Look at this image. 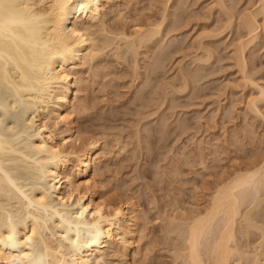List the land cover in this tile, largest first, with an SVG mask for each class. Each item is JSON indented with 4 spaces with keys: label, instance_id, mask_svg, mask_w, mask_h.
<instances>
[{
    "label": "bare ground",
    "instance_id": "6f19581e",
    "mask_svg": "<svg viewBox=\"0 0 264 264\" xmlns=\"http://www.w3.org/2000/svg\"><path fill=\"white\" fill-rule=\"evenodd\" d=\"M235 1L217 2L221 8L224 7L222 9L227 12L226 16L229 15L228 22L225 21L227 25L225 23L223 27L219 24V29L217 26V34L236 25L234 14L238 7ZM253 1V10L246 14V8L242 22L235 26L245 37L243 40L240 38L241 42L238 38V47L234 45L237 47V51L234 50L236 65L243 77L244 87L247 84L257 85L253 72L249 73L254 67V58L247 53V47L264 30V0ZM119 2L120 0H0V264H102L99 260L107 255L110 246H118L111 247L113 257L118 256L120 249L125 251L132 245L135 230L130 227L127 230L125 226L132 223L131 227L136 228L138 215L129 214L130 202L122 200L127 203L126 206L122 201L117 203L119 199L113 204L111 200L98 195L96 182L90 177L96 170V149L100 140L99 137L92 136L81 143L83 136L78 132L83 129L79 131L77 124L80 122L76 123V116H82V113L94 108L88 99L84 100L80 96L83 85H89L88 82L92 86L97 84L86 80L81 68L86 67L91 72L93 76L90 80L99 77L97 81L101 79L98 84L101 88L119 87L122 75L128 74L131 87L134 88L132 99L136 100L137 108L140 109L141 105L149 109L148 113L146 109H143L144 112L142 110L147 117L158 113V118L163 119L168 116H164V110L174 105L169 101H175V97H179L173 95V92L176 90L178 94H182L186 91L187 94L188 90H195L196 85L204 86L197 84L204 75L201 76L197 73L199 71L194 70L192 73L190 68L187 71L184 67L186 71L182 68L183 81L181 86L179 84L181 88L176 86L177 89L169 91L172 87L169 89V84L164 81L168 87L164 84L161 86L160 82L161 87L157 88L159 84L154 85V81L157 83L159 80L162 69H167L163 67H166L169 55L180 49L178 45L183 42L180 38L176 41L175 36L166 37L185 23L184 20L182 22L185 14L181 16V8L182 4L188 6L187 1L172 0L170 5L167 1L160 16L145 14L147 18L141 20L139 18L142 15L135 18L136 14L128 12L127 18H132L129 23L132 28L130 31L126 29L127 22L121 24L114 21L126 14ZM233 8L235 12L232 11ZM135 9L139 11V8ZM142 9L144 8L140 10ZM259 27L262 31H258ZM211 33L212 31L206 33V36H213ZM175 43L177 45L174 47ZM199 44L206 57L203 59L204 55L202 57L200 53L195 62L201 64L198 60L211 61L212 55L215 57L217 54H214V48H208L212 44L209 43L208 47L203 46L205 43ZM104 55L115 57L127 68L124 66L125 70L120 68L115 71L118 64L113 67L112 60L107 59V56L104 64ZM202 66L195 67L200 70L205 65ZM106 69L108 71L103 73ZM164 73L166 72L161 75ZM107 75L112 77L103 81ZM118 76L121 77L116 81ZM154 87L159 90L156 92ZM201 87L196 88L199 90L197 93L202 90ZM169 92L173 93L172 96ZM154 94L156 98L151 97ZM50 95L55 99L51 107L47 99ZM173 96L175 97L172 98ZM262 96L264 98L261 87L260 95L249 98L246 107L254 113H262L258 105ZM109 111L106 116L112 118L113 115H108L113 110ZM142 116L140 120L137 118L136 123L133 121L138 128L137 131L134 130L138 140L143 136L146 140H142L150 144L154 141L150 142L149 139L153 140L157 135L163 140L168 117L163 123H160L163 119L158 121V126L152 124L151 127L149 125L148 128H142L147 131L143 135L140 127ZM145 116L144 114L143 117ZM100 117L101 114L97 116L98 119ZM60 122L64 125L62 129H58ZM183 123L181 127L177 123L183 130H180L182 134L188 130V126L195 125H190L189 122L182 125ZM143 124L141 125L144 126L147 122ZM170 124L165 129L166 133L169 128L175 127ZM167 134L164 143L169 139ZM103 137L106 136L103 134ZM144 144L143 149L148 146ZM199 149L198 161L207 167L208 153H205L204 146ZM150 150V146L149 152L147 148L145 150L148 152L147 157L152 152ZM263 153H257L251 160L236 164L231 170L217 172L216 180L210 182V187L207 185L210 192L207 190L209 193L206 194L208 197L204 200L205 205H199L203 207L188 208L184 215L183 212L178 214L176 211L179 216L183 215L181 218L175 215L167 217L169 225L165 228L166 233L174 236L170 240H174L172 244L175 247L178 245L174 256L182 259L181 264H254L257 260L264 264V218L259 220L255 211L264 201ZM174 164L171 166L175 168L177 163ZM125 219L127 223L124 222ZM47 228L51 232L48 233ZM255 229L259 235L256 234L257 237L252 239Z\"/></svg>",
    "mask_w": 264,
    "mask_h": 264
},
{
    "label": "rangeland",
    "instance_id": "374dc122",
    "mask_svg": "<svg viewBox=\"0 0 264 264\" xmlns=\"http://www.w3.org/2000/svg\"><path fill=\"white\" fill-rule=\"evenodd\" d=\"M167 1L169 5L172 3V0H120L121 4L120 2L118 4L126 14L124 17L115 19L114 21L121 24H123V22H127L128 26L126 25V29L130 31L132 28H130L129 23L131 22L132 18H127L128 12L136 14L135 18L142 15L139 20L143 18L146 19L147 14H154V17L156 15L160 16ZM218 1L219 0H185L188 6L182 4L185 10L181 6L183 8H181V11L183 12L181 16L185 14L183 16L185 19L183 17V19H181L182 22L184 20L185 23L183 22V24L179 27L180 30L178 28V31L176 30L177 32L174 31L175 34L174 32H171L172 34L169 33L170 35L166 37L172 38L175 36L176 41H178L180 38V41L183 42L182 44H180V42V45H178L180 49L175 50L176 52L173 51L174 53L172 52L169 55L170 58L168 57L165 62L167 65L164 64L166 67L163 68L167 69H162L161 73L163 74L165 71L166 73H164V75L166 77H164V75L162 76L160 73L161 76L159 75V80L157 83L154 81V85L159 84L157 87L159 88L160 83H162L161 86L164 83H167L169 84V87L167 84L164 85H167L169 89L172 87L171 90L168 89L169 91H173L178 87L181 88V82L183 81L181 71L182 68L185 67L186 69L190 68L191 70L189 71L192 73L194 71H199L197 72L199 75H204L202 76L204 78L199 81L200 83L197 81V84H204V86L201 87L199 85L202 90L197 93L199 90L197 91L196 88L199 89L200 87L195 84L196 87L194 88L196 90V94L194 93V89H192L193 91L191 90L192 92L186 89L188 90L187 94L186 91H184L185 94H178L176 90L173 92L174 94L169 92L170 96L173 94L177 97L179 96L180 98L178 97L177 99L175 96H173L172 98L175 97V101L170 100L169 102L171 104L173 103L174 107H169L166 109V111L164 110V112L167 113H165L164 116L168 115L167 117L169 122L167 125L169 126L171 123V127H175L169 128V132H167V134L165 129H168V126L166 125L167 127H165L163 130L165 133V138L163 137V140L159 135L156 136L158 139L154 137L152 140V138L149 137V141L151 140L150 142L154 141L152 142L153 144L150 143L151 145L144 141L146 138L144 139L143 136L139 137L141 142L138 140L135 133L138 128L134 124L137 122V118L140 120L141 116H144L145 114V117L142 116L141 124H145L146 122L148 124L150 122L148 125L143 124L144 126L140 124L142 130V128H148L149 125V127H151L152 124V126L155 124L158 126L163 117L158 118L157 113L152 117L148 116V118L147 114L143 113V109L146 108L141 107V105H139L140 109L137 108L138 104L136 100L132 99L134 96V88L131 87L129 76H127L128 74L124 75V73L122 75V79H120L121 76H118L119 78L116 79V81L120 79L118 82L120 83L119 87L116 85L118 88H116V86L112 88L110 86L101 88L98 85L100 84L99 82L101 79L97 81L99 77H97L95 80L92 77L93 79L90 80V77L93 76L91 72L87 71L86 67L81 68L84 78L91 82L95 81V83H93L97 84H93L94 86H92V83L88 82L89 85H83V90L80 92V96L84 98V100L88 99V101L91 103L90 105H92L94 108L92 110L90 108V110L87 112L85 111V113H82V116L81 114L76 116V123L80 122L77 124L79 131L83 129L82 132H78L80 133L81 137L83 136L81 143H83L87 137L89 138L92 136L97 138L99 137L100 140V144L96 149V170L90 174V177H92V180H95L96 182V187H98L97 190L99 191L97 193L98 195H102V197L111 200V203H116L119 199L120 200L117 203L122 200H125V202H130L132 205H130V203L128 205V207L130 206L128 209L129 214H136V216L138 215V220L136 221V224L138 225H136V228H134L135 226H133V228L131 227L132 223H129L128 226H125V229L127 230L129 227L135 230L133 234L134 239L132 240V245H130V247H128V249L125 251L120 249L118 256L113 257L111 255V247H114L115 244L110 246V248L107 249V255L99 260L102 264H181L182 259H176L174 256V250H176L178 247V245L175 247L174 244H172V241L174 240H170V237L173 238L174 236L172 237L173 234L169 235L166 233L167 225H169L167 217H174L173 215L179 216L178 214L181 212H183L182 214L184 215L186 210L193 206L195 208H197V206L203 207L199 205H205L204 200L206 197H208L207 195L210 192L208 186L210 187V185H212L210 184L211 181L213 182L216 180L218 173H220L223 169L231 170L236 164L249 161V159L251 160L254 155L264 152L263 96V99H259L258 101V105L262 113H254L246 107L249 98L255 97V95H260L261 87L264 91V30L262 31V29H260L261 27H259L258 31L262 32H259L256 40L254 39L255 41H251L250 44H248L249 47H247V53L251 54L252 56L251 57L249 55V57L254 58V65L252 64L254 67H252V65L250 66V68L252 67V70L249 71V73L251 72L252 74L253 72L254 78L257 80V82L254 80V78L253 80L257 83V85L247 84L248 86L246 85L244 87L245 83L243 82L244 80L242 79L243 77L239 71V67L236 65L237 59L235 57L237 51L236 48L238 47L237 44H239L238 38L242 39L245 37L243 35L244 33L240 32L241 30H236L237 27L235 26L240 25L242 22L241 18L245 17L244 15L247 10L248 11L246 14L250 10H253L254 3L252 2L254 1L249 0L252 3L250 4L248 0H236L237 2H235L237 3L238 7H234L237 10H235L236 13L234 14L236 19L233 17V21L235 19L234 23L236 25L230 26L233 29L227 27L228 29L222 34H217V26L219 29L220 25L225 23V25H227L229 20L227 18L229 15L226 16L227 12L225 9H222L224 7L221 8V5H218L220 3ZM250 5L252 6L249 7ZM135 8H139V11ZM141 8L144 9L141 11ZM234 8L232 10L233 12H235ZM170 10L172 9L170 8ZM238 10L240 11L238 12ZM134 11L136 12L134 13ZM144 15L146 17H144ZM225 25H223V27ZM211 31V34H213V36H211L213 38L211 36L208 38L206 35ZM237 31L238 35L236 33ZM239 33H242V35H239ZM181 38L183 40H181ZM164 40L166 41L167 39ZM199 42L205 43L203 46L207 47L209 46V43L210 45L212 44L208 48H212V50L214 48V54L217 53L215 57L212 55L211 61L205 62L204 60H198L203 66L205 65L204 68H200V70L198 69V66L201 64L195 62L196 56L200 53L202 57L204 55L203 59L206 56L204 54L205 51L203 48L199 47ZM176 45L177 43H175L173 46L175 47ZM181 45L182 48L180 47ZM214 45H217V47L215 46V48ZM234 45H237V47L235 48ZM215 49H217V52ZM234 50L236 51L234 52ZM106 56L104 55L102 58L104 64L106 63V61H104ZM106 58L112 60V65H114L113 67L117 66L118 64L116 67L117 70L111 66L115 71L120 70V68L124 69V66L127 68L124 63L121 65L118 59L111 57V55L107 56ZM196 65L198 68L195 67ZM185 68L183 70L186 71ZM107 71L108 70L106 69L102 72L106 73ZM126 76L128 77V80H126ZM111 77L112 76L107 75V77L105 76L102 80L107 81ZM116 83L117 82H115V84ZM258 85L261 87H258ZM90 86H92L91 88L93 89L89 88ZM176 86L178 87L176 88ZM157 88H155L156 92L159 90H157ZM155 95L156 94L151 95V97H155ZM47 99L50 103H48L49 106H53L52 103L55 101V99L53 100L51 95L50 98L48 96ZM123 101H125V103H123ZM109 110H113L112 114ZM133 110H137L141 113L136 111L138 113L137 114L134 111L135 114L133 115ZM146 110L148 113L149 109ZM101 111H103V115L100 113ZM108 111L110 112L108 116L113 115L112 118L109 117L110 119L106 116ZM99 114H101V119L97 118ZM135 115L138 117H135ZM102 117H104V119ZM146 117L149 120H147ZM167 117L164 119L167 120ZM164 119L160 123L165 122ZM181 119L184 121V123L183 121H180ZM186 122L187 124L190 123V125H195H193V127L192 125L188 126L190 129L187 127L188 130H185L186 132L182 134L183 130L180 128L181 123L184 125ZM177 123L180 125V127L177 125ZM133 124L135 126H133ZM176 127L178 128L176 129ZM62 128H64V125L62 122H60L58 124V129ZM88 128L90 130H88ZM135 129L136 131L134 132ZM180 130L182 132H180ZM133 133H135V135L131 136L130 134ZM76 134L77 132L75 135ZM103 134L106 137H103ZM141 134H147V131L142 130ZM166 134L169 139H167V141L164 143L166 140ZM160 135L163 136L162 133ZM169 135L171 137H169ZM159 138L162 141L159 140ZM137 140L140 142V144H142V141H144V145L147 144L150 146L152 152L150 150L151 153L148 157V146H146L148 151H146V153V148H144V150L143 144L140 145ZM156 140L159 142L157 143ZM200 146H204L205 153H208L206 159L207 167L198 161L197 154L200 152ZM211 152L213 154H210ZM191 161L194 162L191 163ZM173 163H177L176 165L174 164L175 168L174 166H171ZM73 169L74 168H71L73 172H76V170L74 169V171ZM205 185L207 189H205L206 187L204 188ZM122 203H124V201H122ZM124 204L126 205L127 203ZM176 211L179 213L177 214ZM255 211L259 220L264 218V201L255 208ZM124 222L127 223L128 221L125 219ZM46 231L48 233L51 232L50 228H47ZM252 234L251 238L253 237L255 239L257 235H259V232L255 229ZM121 235H123V233H121ZM56 237L57 236H54V238ZM115 248H118V246H115ZM254 264L263 263L257 260Z\"/></svg>",
    "mask_w": 264,
    "mask_h": 264
}]
</instances>
